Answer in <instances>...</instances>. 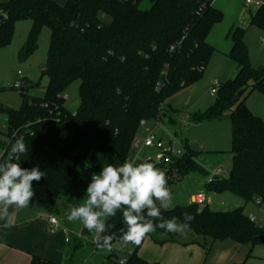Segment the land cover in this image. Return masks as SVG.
I'll use <instances>...</instances> for the list:
<instances>
[{
	"label": "trees",
	"instance_id": "obj_1",
	"mask_svg": "<svg viewBox=\"0 0 264 264\" xmlns=\"http://www.w3.org/2000/svg\"><path fill=\"white\" fill-rule=\"evenodd\" d=\"M148 2V9L139 5ZM213 0H8L0 2V48L7 46L15 24L31 23L24 48L28 55L36 47L43 27L49 29L47 58L42 74L47 79L42 97L23 93L20 109H1L7 120V133L0 138L3 153L0 162L17 138H23L27 151L20 166L38 167L44 172L33 181L34 196L29 207L47 215L56 212L62 192L69 186L81 159L80 143L96 139L112 153L119 165L131 153L133 138L141 130L139 123L161 121L166 113H177L166 101L179 90L197 82L215 48L206 42L212 28L221 23L222 12ZM250 24L264 27V0L251 15ZM245 30L232 27L227 37L228 52L236 73L232 79L218 82L213 103L190 117L194 124L228 119L230 123L231 168L227 178L216 177L205 183L214 194L231 193L245 203L264 200V120L254 115L244 98L251 91L264 95V66H251L243 42ZM23 81V80H22ZM78 82L79 107L70 112L65 105L66 90ZM244 91L241 98L238 92ZM167 107V109H166ZM170 124L175 121L168 117ZM184 153L174 158L179 178L203 174L197 164V152L184 143ZM195 219L185 230L211 244L233 241L251 246L264 244V229L250 222L241 209L216 212L207 205L190 203L162 210L163 220L184 223L183 213ZM146 214V213H145ZM158 223V221H157ZM106 232L116 234L112 250L105 256L108 264H159L137 254L145 239L156 245L180 244L182 233L156 228L140 245L124 244L119 237L126 231L122 211L107 217ZM97 235V234H96ZM95 237V236H94ZM91 243L96 250L93 238ZM69 241V240H68ZM196 242L195 239L190 241ZM124 245L118 251L115 246ZM123 247V246H122ZM81 248L79 240L67 250L69 261ZM249 255L247 256V258ZM247 258L240 263L248 264ZM30 264H52L35 255Z\"/></svg>",
	"mask_w": 264,
	"mask_h": 264
},
{
	"label": "rangeland",
	"instance_id": "obj_2",
	"mask_svg": "<svg viewBox=\"0 0 264 264\" xmlns=\"http://www.w3.org/2000/svg\"><path fill=\"white\" fill-rule=\"evenodd\" d=\"M253 4H246V0H213V7L222 12V21L216 24L206 42L215 48L210 57L200 79L179 90L166 101V106H171L177 113H166L160 119V123H151L139 136H144L146 131H152L156 139H161L165 146L171 145L173 149L183 150L184 143L189 148L197 152L196 162L203 170V174H189L176 180L168 188L172 194L171 207L185 206L191 203V197L198 193L204 194L206 202L200 206H209L212 211L228 212L234 209H241L248 218L253 217L256 224L264 229V206L255 203H245L239 197L231 193L214 194L208 191L205 183L212 178V172L221 169L220 178H227L231 168V143H230V123L228 119L220 121H208L198 124L190 122L189 115L195 112H202L214 101V95H210V90L216 82H225L232 75L234 63L228 57L231 48V41L227 37L228 31L232 27H239L245 30L243 42L247 48L249 61L252 67L264 66V27H257L250 24L251 15L255 13L257 7L255 2L261 0H250ZM150 4L143 2L140 9H148ZM31 23L28 20L18 21L15 24L13 36L10 43L0 48V138L4 139L7 133V120L1 109H20L22 105V94L20 89H14L13 85L20 81L23 93L42 97L44 87L47 84L46 77L42 74L44 68L49 42V29L43 27L37 37L35 49L26 55L24 48L29 35ZM23 80V81H22ZM78 82H73L66 90V108L74 113L79 107ZM244 103L250 105L253 111L262 113L264 119V95L251 91L244 98ZM167 109V107H166ZM255 113V112H254ZM168 117H171L175 124H170ZM181 120H183L181 122ZM100 148L99 142L94 138L84 140L81 145L82 158L80 159L75 172L81 168L86 173L87 167L91 169L90 178L93 174H99L105 164H109L107 159L101 157L93 149V144ZM155 148H138L132 151V156L140 153L141 156H154ZM3 148L0 145V156ZM89 162L91 166H86ZM115 164V163H113ZM120 166V165H118ZM117 166V167H118ZM74 172V174H75ZM86 176V175H85ZM80 192L83 188L79 187ZM78 205H76L77 207ZM82 206V204H79ZM78 206V207H79ZM106 221V218H105ZM75 235L81 238L83 246L79 248L66 264H108L105 256L108 251L105 249L96 250L91 243L92 237L96 233L89 232L82 222L66 221ZM89 235V236H88ZM90 237V238H89ZM198 240L202 248V258L200 264H231L240 263L247 258L248 264H264V244L251 246L247 243H236L233 241L217 242L211 244L209 239L196 237L188 231L182 233L181 241ZM123 246V247H122ZM118 251L125 250L124 245L117 244ZM119 252L118 259L122 258Z\"/></svg>",
	"mask_w": 264,
	"mask_h": 264
},
{
	"label": "clouds",
	"instance_id": "obj_3",
	"mask_svg": "<svg viewBox=\"0 0 264 264\" xmlns=\"http://www.w3.org/2000/svg\"><path fill=\"white\" fill-rule=\"evenodd\" d=\"M26 151L23 138H17L7 151L6 159L0 162V221L4 222V228L13 225L14 212L9 209L27 207L34 196L32 182H39L44 176L38 167L25 169L20 166V156ZM171 203L167 177L153 163L126 161L118 167L105 164L99 174L92 175L85 203L73 207L67 219L81 221L89 232L97 234L93 238L97 247L110 252L116 234H100L106 232L105 218L115 216L118 210L122 211L126 225V231L122 229L119 237L124 244L140 245L157 227L183 233L195 217L184 212V223H178L176 218L163 220L162 210L167 211Z\"/></svg>",
	"mask_w": 264,
	"mask_h": 264
},
{
	"label": "crops",
	"instance_id": "obj_4",
	"mask_svg": "<svg viewBox=\"0 0 264 264\" xmlns=\"http://www.w3.org/2000/svg\"><path fill=\"white\" fill-rule=\"evenodd\" d=\"M4 1L8 0H0V2ZM53 1L62 3V0ZM235 73L236 68L234 66L232 75L226 80L232 79ZM246 106L249 110H252L250 105ZM252 113L254 115L257 113L260 117L262 116V113L259 111H253ZM81 143L79 145L80 152L84 149V145L82 146ZM93 145L95 147L93 150L101 157L107 159L109 164L114 166L119 165L118 160L112 153L103 149L101 146L98 148L97 143ZM89 165L91 166V164L87 162L86 166ZM213 172L210 180L219 177V175L214 176ZM90 174L91 169L89 167H87L86 173H83L81 168L77 173L75 172L69 186L60 195L56 206V212L52 215H47L43 211L29 206L21 209L10 208L9 211L14 212L13 225L9 228H4L2 226L4 222L0 221V264H30L32 255L52 264H66L68 260L67 250L74 239L79 240L81 247L83 246L81 238L75 235L66 221L67 215L70 214L73 207L85 203L86 188L91 182ZM225 174L227 173L225 172ZM79 187L83 188L81 192L78 190ZM210 205L211 203L207 204L208 207ZM209 209L212 210L210 207ZM49 216L56 218L58 222V229L56 231L49 230L47 222ZM66 240L69 241L67 242ZM186 243L185 245L168 243L159 246L153 243L151 239L147 238L141 245L137 254L140 258L151 263L200 264L203 247L198 240L194 243L190 241H186Z\"/></svg>",
	"mask_w": 264,
	"mask_h": 264
},
{
	"label": "built area",
	"instance_id": "obj_5",
	"mask_svg": "<svg viewBox=\"0 0 264 264\" xmlns=\"http://www.w3.org/2000/svg\"><path fill=\"white\" fill-rule=\"evenodd\" d=\"M246 4H253L250 0H246ZM261 5V1L255 2L254 6L259 7ZM22 83L20 81L16 82L13 85L14 89H21ZM218 90V83H214L211 90L210 95H215ZM183 120H181L182 122ZM160 121H157L153 124H158ZM151 123L148 121H141L139 123L140 130H144L147 126H149ZM155 148L156 154L154 156H141L140 153H138L135 156H132V151L136 150L138 148ZM184 153V150H177L173 149L171 145L165 146L162 144L161 139H156L155 135L152 131H146L145 135L139 136L136 135L131 143V153L128 157L124 159V161L121 163V165L126 161H134L136 164L142 163V162H151L153 163L158 169L163 171L167 177V187L169 188L170 185H172L176 180L179 179V175L177 172V169L174 167V158H178L182 156ZM222 172L221 169H217L213 172L214 176L220 175ZM205 202V196L204 194H196L192 197V203L202 205ZM258 206H264V200H257L255 202ZM250 222L256 224L254 218H249ZM48 227L51 231H56L58 229V222L56 218L49 216L47 218ZM257 225V224H256ZM68 242V240H66ZM125 262L124 259L118 260V264H123Z\"/></svg>",
	"mask_w": 264,
	"mask_h": 264
},
{
	"label": "water",
	"instance_id": "obj_6",
	"mask_svg": "<svg viewBox=\"0 0 264 264\" xmlns=\"http://www.w3.org/2000/svg\"><path fill=\"white\" fill-rule=\"evenodd\" d=\"M0 19H1V17H0ZM243 94H244V91L241 90L240 92H238L237 97L241 98L243 96ZM212 180H215V179H212Z\"/></svg>",
	"mask_w": 264,
	"mask_h": 264
}]
</instances>
